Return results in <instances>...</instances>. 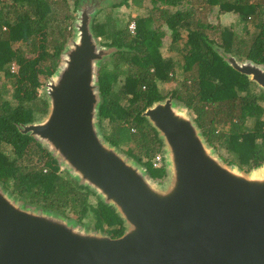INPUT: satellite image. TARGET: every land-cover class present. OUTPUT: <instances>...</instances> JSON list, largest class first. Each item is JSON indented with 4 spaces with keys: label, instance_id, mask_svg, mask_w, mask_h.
Listing matches in <instances>:
<instances>
[{
    "label": "water",
    "instance_id": "1",
    "mask_svg": "<svg viewBox=\"0 0 264 264\" xmlns=\"http://www.w3.org/2000/svg\"><path fill=\"white\" fill-rule=\"evenodd\" d=\"M101 5L78 3L74 36L45 86L48 112L19 128L113 206L124 233L112 237L37 208L0 182V264H264V163L249 171L228 163L172 94L142 112L163 141V179L105 138L99 69L121 48L97 40ZM219 50L264 90V64Z\"/></svg>",
    "mask_w": 264,
    "mask_h": 264
},
{
    "label": "trees",
    "instance_id": "2",
    "mask_svg": "<svg viewBox=\"0 0 264 264\" xmlns=\"http://www.w3.org/2000/svg\"><path fill=\"white\" fill-rule=\"evenodd\" d=\"M60 0H0V73L13 80L11 99L0 86V182L15 198L78 222L94 215L95 227L112 237L125 225L115 208L101 200L89 186L73 178L58 159L19 126L36 120L48 110L40 97L41 78H49L62 60L71 34L74 10L57 8ZM67 2L68 0H62ZM80 0H74L77 5ZM143 0H118L115 7ZM152 12L119 26L110 11L105 21L94 22L96 37L121 48L114 53L112 69H99L100 125L111 127L105 138L145 166L154 179L166 176L165 165L156 167L155 154L163 141L142 115L153 102L165 98L158 83L176 82L169 94L195 114L198 126L217 151L224 149L228 163L249 171L264 163V90L235 70L221 55L232 53L242 60L264 64V0H151ZM219 6L233 13L230 25L215 24L201 13ZM253 25L250 38L235 30ZM170 32L173 55L161 48ZM186 32L183 54L181 40ZM22 45L16 46V43ZM13 62L17 69L13 70ZM123 77L119 81V78ZM91 196L98 203H91Z\"/></svg>",
    "mask_w": 264,
    "mask_h": 264
},
{
    "label": "rangeland",
    "instance_id": "3",
    "mask_svg": "<svg viewBox=\"0 0 264 264\" xmlns=\"http://www.w3.org/2000/svg\"><path fill=\"white\" fill-rule=\"evenodd\" d=\"M116 2H118V0H101L102 5L100 7V10L94 16L93 24H94V22L105 21L107 13L111 11L113 13V16L117 19V22H118L119 26L124 27L125 24L129 23V29H130L131 25L133 23H135V18L136 17H139V16L144 17V16L149 15L152 12V7L153 6H152V3H151V0H143V3H142L141 6H136L134 4H128V5L115 7V5H113V4H115ZM55 5L57 6V8H61V9H64V10H67V9L70 8V10L73 9L74 12H75L74 16H73V19L71 20V22H72L71 34H70V37L68 39V42L66 43V45H67V44H69L71 38L74 36L73 23L75 21V17H76V14H77L76 8H77L78 4L75 5L74 4V0H68L67 2H64V1L60 0L59 3H57ZM205 13H206L205 18L208 21H210L212 23H215V24L220 23L222 25H230L237 18V15L233 14L231 12L230 13H225V14L221 13V11L219 9V6H213V7L209 8V9L204 10L201 13V17H204ZM235 30L238 31L239 33L243 34V35H246L248 38H250L252 36V34L255 32L256 29H255V27L253 25H249V26L239 25V26L235 27ZM134 33H135V31L132 34H134ZM169 34H170V32L167 30V35H166V37L164 39V45L161 48V51H162L163 55L166 56V57L173 55L175 58H179V55L176 52H172L171 49H170L171 38H170ZM183 36L184 37H183V39L180 42H181V47L184 50L183 54H185V52H186L185 48L187 47V43H186L187 42V37H186V32L185 31L183 32ZM97 40H98V42L100 44L104 45V43H103L104 40L101 39V37L100 38L97 37ZM18 45H22L24 48H26L25 45L22 42L16 43V46H18ZM236 57L239 60H242V59H240V57H238V56H236ZM113 62H114V53L111 54L110 56H108L101 63L100 67L105 66L108 69H112ZM12 64H13L12 69L16 70L17 69V65H15V62H13ZM121 79H123V77H120L119 81ZM41 80H42L43 85L40 88V97L47 99L45 86H46V83L48 81V78L42 77ZM0 86H2V94H3L4 98L8 99V100L11 99V97H12L11 95H12V92H13V80L6 79L4 74L0 73ZM177 86L178 85L176 84V82H161V83H158L159 91L164 96L165 95L168 96L169 92L173 88H176ZM47 112H48V110H47ZM47 112H45L43 114L42 113H37L36 114V120L43 119L44 116L47 114ZM103 125L105 126V127L101 126L103 133L108 134L110 132V130H111L110 125L108 124L107 121H104ZM162 148H161V151H159V152L164 154ZM127 149H128V147L121 146V150H122L123 153H126ZM218 152H219V154H222V156L224 158H226L228 156V153L222 148L218 147ZM90 200H91L92 204L97 205L98 200H97L96 197L91 196ZM69 218H71V217H69ZM83 223H84V225L87 228L96 229V227H95V218H94L93 214H90L89 218L83 220Z\"/></svg>",
    "mask_w": 264,
    "mask_h": 264
},
{
    "label": "built area",
    "instance_id": "4",
    "mask_svg": "<svg viewBox=\"0 0 264 264\" xmlns=\"http://www.w3.org/2000/svg\"><path fill=\"white\" fill-rule=\"evenodd\" d=\"M134 29H135V24L133 23L131 25V30L132 32H134ZM153 162H154V165L156 167H161V166H164L165 165V159H164V154L163 153H156L154 158H153Z\"/></svg>",
    "mask_w": 264,
    "mask_h": 264
},
{
    "label": "clouds",
    "instance_id": "5",
    "mask_svg": "<svg viewBox=\"0 0 264 264\" xmlns=\"http://www.w3.org/2000/svg\"><path fill=\"white\" fill-rule=\"evenodd\" d=\"M135 24V23H134ZM135 28H136V24H135ZM130 31L132 32V30H131V28H130ZM134 31H135V29H134ZM133 33V32H132Z\"/></svg>",
    "mask_w": 264,
    "mask_h": 264
},
{
    "label": "crops",
    "instance_id": "6",
    "mask_svg": "<svg viewBox=\"0 0 264 264\" xmlns=\"http://www.w3.org/2000/svg\"><path fill=\"white\" fill-rule=\"evenodd\" d=\"M195 115V114H194Z\"/></svg>",
    "mask_w": 264,
    "mask_h": 264
}]
</instances>
